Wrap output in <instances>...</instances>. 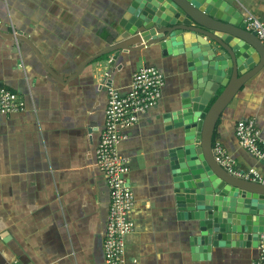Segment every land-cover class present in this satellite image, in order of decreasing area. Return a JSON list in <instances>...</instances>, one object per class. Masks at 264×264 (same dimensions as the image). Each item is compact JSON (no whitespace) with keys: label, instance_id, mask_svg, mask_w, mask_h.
Segmentation results:
<instances>
[{"label":"crops","instance_id":"crops-1","mask_svg":"<svg viewBox=\"0 0 264 264\" xmlns=\"http://www.w3.org/2000/svg\"><path fill=\"white\" fill-rule=\"evenodd\" d=\"M128 1L0 0V85L26 104L0 113V264H104L109 194L95 148L108 87L126 90L141 65L160 69L164 83L155 105L123 130L118 143L134 195L126 263L251 264L258 255V246H216L207 259L192 257L189 236L196 221L178 217L167 159L182 131L168 129L163 119L188 87L182 56L162 55L158 45H149L121 51L111 67L108 56L99 57L71 76L115 40ZM226 1L243 19L250 13L264 22V0ZM243 118H253L264 139V69L237 92L214 130L230 164L264 177V165L236 137L235 123Z\"/></svg>","mask_w":264,"mask_h":264},{"label":"water","instance_id":"water-1","mask_svg":"<svg viewBox=\"0 0 264 264\" xmlns=\"http://www.w3.org/2000/svg\"><path fill=\"white\" fill-rule=\"evenodd\" d=\"M118 25L115 40L71 76L103 55L111 67L121 51L149 45H158L162 55L182 56L188 87L163 119L168 129L182 131L167 159L178 217L196 221L190 227L192 257L207 259L216 246L257 247L264 236V182L217 160L213 135L229 102L264 69L263 42L226 0H129ZM9 35L36 50L21 32Z\"/></svg>","mask_w":264,"mask_h":264},{"label":"built area","instance_id":"built-area-1","mask_svg":"<svg viewBox=\"0 0 264 264\" xmlns=\"http://www.w3.org/2000/svg\"><path fill=\"white\" fill-rule=\"evenodd\" d=\"M244 26L252 30L264 44V22L248 13ZM164 75L155 66L141 65L133 71L126 90L112 85L107 89L105 120L95 148V164L102 173L109 194V209L103 234L104 264H127L125 237L135 229L129 211L134 204V195L126 182L127 160L118 151V143L125 137L123 130L134 125L139 116L155 105L161 96ZM21 94L0 85V113L9 114L25 109ZM239 144L264 165V139L253 118L239 119L235 124ZM216 158L222 164L232 166L225 148L214 142ZM244 176L253 179L264 177L253 171ZM251 264H264V236L258 244V255Z\"/></svg>","mask_w":264,"mask_h":264},{"label":"trees","instance_id":"trees-1","mask_svg":"<svg viewBox=\"0 0 264 264\" xmlns=\"http://www.w3.org/2000/svg\"><path fill=\"white\" fill-rule=\"evenodd\" d=\"M106 55L101 56L100 58L105 57ZM236 124V123H235ZM213 140H215V134L213 135Z\"/></svg>","mask_w":264,"mask_h":264}]
</instances>
